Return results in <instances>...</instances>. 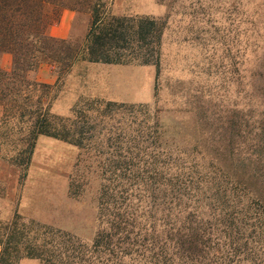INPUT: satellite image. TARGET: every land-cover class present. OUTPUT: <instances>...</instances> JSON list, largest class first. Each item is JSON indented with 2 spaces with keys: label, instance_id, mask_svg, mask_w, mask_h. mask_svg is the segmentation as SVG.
Instances as JSON below:
<instances>
[{
  "label": "trees",
  "instance_id": "trees-1",
  "mask_svg": "<svg viewBox=\"0 0 264 264\" xmlns=\"http://www.w3.org/2000/svg\"><path fill=\"white\" fill-rule=\"evenodd\" d=\"M114 2L0 0V55L13 57L11 70L0 68V137L27 120L16 158L17 167L27 168L39 136L88 150L101 138L106 123L112 124L109 133L120 125L136 126L134 135L107 141L126 144L128 155H134L133 149L144 152L158 165L157 182L146 188L155 199L148 205L144 227L137 226L136 219L130 222L127 207L123 214L122 207H114L113 232H99L86 242L16 216L0 223V264H20L23 259L39 264H264V87L258 118L241 112L217 135L209 133L210 123H195L197 130L184 146L195 153L192 160L178 149L181 133L160 126L159 110L150 112L149 106L85 100L69 118L51 113L53 93L77 62L155 66L159 77L166 22L115 16ZM65 9L90 15L82 42L48 34ZM44 64L59 69L54 85L36 77ZM155 91L158 97L157 85ZM151 121L154 127L148 126ZM196 158H201L200 164ZM114 162L112 174L121 180L119 162ZM128 171L129 179L139 174ZM193 182L205 187L186 193L192 192Z\"/></svg>",
  "mask_w": 264,
  "mask_h": 264
},
{
  "label": "rangeland",
  "instance_id": "rangeland-1",
  "mask_svg": "<svg viewBox=\"0 0 264 264\" xmlns=\"http://www.w3.org/2000/svg\"><path fill=\"white\" fill-rule=\"evenodd\" d=\"M111 13L166 22L159 77L155 66L77 62L53 93L52 114L69 118L85 100L149 106L150 112L159 110L160 126L181 133L178 149L190 154V160L195 153L184 146L197 130L195 123H210L209 133L217 135L241 112L258 118L264 87V0H115ZM77 15L72 39L82 42L86 34L78 36L79 31L88 33L90 15ZM41 67L43 74L57 78L58 68ZM111 125H103L101 138L88 150L39 136L27 168L17 167L16 158L29 124L13 125L6 138L0 137V223L19 216L91 242L99 232H113L114 207H122L121 214L127 207L130 222L136 219L144 227L155 199L146 188L157 182L158 165L144 152L133 149L134 155H128L124 143H108L109 137L134 135L136 129L120 125L109 133ZM200 159L195 161L200 164ZM115 160L121 180L112 174ZM128 168L139 174L129 179ZM183 180L189 183L186 176ZM202 185L193 182L192 192L186 193ZM20 264L39 261L23 259Z\"/></svg>",
  "mask_w": 264,
  "mask_h": 264
},
{
  "label": "crops",
  "instance_id": "crops-1",
  "mask_svg": "<svg viewBox=\"0 0 264 264\" xmlns=\"http://www.w3.org/2000/svg\"><path fill=\"white\" fill-rule=\"evenodd\" d=\"M78 19L76 12L65 9L61 14L59 22L51 26L48 30V34L56 39L67 40L72 38L73 33L75 32V23ZM87 30L79 31L78 36H84ZM13 57L11 54L4 53L0 55V68L9 71L12 68ZM43 67L39 68L37 71L38 80L42 83L54 85L57 82V78L54 74L46 75L43 74ZM53 69V67L51 68Z\"/></svg>",
  "mask_w": 264,
  "mask_h": 264
}]
</instances>
